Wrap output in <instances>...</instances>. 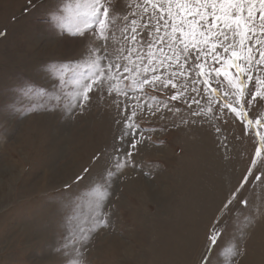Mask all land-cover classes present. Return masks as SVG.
I'll list each match as a JSON object with an SVG mask.
<instances>
[{
    "label": "rangeland",
    "instance_id": "obj_1",
    "mask_svg": "<svg viewBox=\"0 0 264 264\" xmlns=\"http://www.w3.org/2000/svg\"><path fill=\"white\" fill-rule=\"evenodd\" d=\"M66 2L0 0V264H201L209 229L233 193L209 264H222L218 253L228 245L239 253L233 264H264V157L252 165L256 134L264 135L256 123L264 120V100L248 110L246 131L229 109L217 110L227 89L223 76L222 84L210 82L219 99L201 84V92L192 91L195 68L173 81L177 88L153 87L152 68L163 81L175 65L161 66L156 46L149 64L151 37L144 29L140 43L122 37L118 20L102 55L129 71L105 79L79 107L73 78L100 41L61 31L53 15H63ZM121 48L133 51L118 55ZM68 66L74 71L61 80ZM145 75L149 83L134 82ZM178 91L184 98L172 100ZM117 148L132 152L119 170ZM105 183L106 225L92 218V189ZM246 217L254 218L250 226Z\"/></svg>",
    "mask_w": 264,
    "mask_h": 264
},
{
    "label": "snow or ice",
    "instance_id": "obj_2",
    "mask_svg": "<svg viewBox=\"0 0 264 264\" xmlns=\"http://www.w3.org/2000/svg\"><path fill=\"white\" fill-rule=\"evenodd\" d=\"M117 3L123 4L124 8L118 11ZM62 11L63 15H53L62 32L67 31L74 36H83L87 33L93 40L100 41L98 48L89 47L90 60L83 62V71L73 78L76 86L74 99L80 102L77 106L83 107V102L90 100L88 95L90 91H100L105 79L117 78L116 73L121 70L129 71L128 64L113 63L110 57L106 58L102 55L107 51L109 39L115 35L118 20H122L124 22L121 29L122 37L140 43V40H143L141 29L151 37L147 44L149 64L154 63L151 59L154 55L152 48L156 46L160 52V57H157L160 65H164L165 62L168 63L169 68L175 65L176 70L163 81L155 75V68H152L153 87L159 82L164 88L169 85L177 88V84L173 81L186 77V74L191 73L195 68V75L188 80L192 91L201 92V88L196 86L201 84L205 93L209 91L215 93L219 99L220 88L212 87L210 82L215 80L217 85L222 84L223 82L218 78L223 76L227 82V89L223 93L225 99L217 110L223 113L225 108L229 109L235 117L245 123L246 131L252 124V120L248 118V110L258 99L264 100V0H67ZM129 31L130 37H128ZM138 36L140 40L137 39ZM165 48L167 52L164 51ZM132 51L133 49L121 48L117 53L130 54ZM136 56L142 58L138 50ZM120 58L127 59L125 56ZM105 59H107L106 66L101 63ZM209 60L212 64H208ZM216 64L220 66L215 67ZM77 67H81V64ZM231 69H235V72L230 71ZM132 70L135 71V68ZM66 71L74 70L71 66L62 68L61 80ZM134 82L140 85L147 84L149 77L145 75ZM183 87L181 85V89ZM122 91V89L117 90L118 93ZM183 98L182 91L171 96L172 100ZM190 99L199 106V101L195 97ZM209 111L212 109L210 108ZM256 123L264 125V120L257 119ZM125 135L121 133L118 139L123 141ZM256 135L258 140H254V143L258 146L255 149L256 158L252 160L253 167L256 166L258 159L264 157V135L259 132ZM129 145L131 149H136V143L129 141ZM115 151L124 158L123 161H115V169L119 170L131 162L132 152L121 153L120 148ZM84 171L87 173L88 169ZM249 172L251 173V169ZM113 174L112 170H108L106 177L110 179ZM81 179L83 177H76L77 181ZM255 179L259 181L261 176L258 175ZM92 190L96 193L92 218L97 224L106 225L102 201L107 199L105 195L107 183L96 185ZM235 199L236 193H233L232 197L223 204L218 217L211 225L207 252L201 264H209L212 250L223 231L220 220L231 211L230 205ZM240 203L247 207L249 202L245 198ZM253 219L246 217V225L250 226ZM237 255L239 253L235 245L225 246L218 253L222 264H233ZM71 264H79V261L73 260Z\"/></svg>",
    "mask_w": 264,
    "mask_h": 264
}]
</instances>
